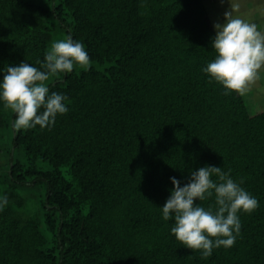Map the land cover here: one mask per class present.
Returning <instances> with one entry per match:
<instances>
[{
	"label": "trees",
	"instance_id": "1",
	"mask_svg": "<svg viewBox=\"0 0 264 264\" xmlns=\"http://www.w3.org/2000/svg\"><path fill=\"white\" fill-rule=\"evenodd\" d=\"M207 1L0 0V69L40 67L59 34L91 58L49 78L68 97L54 126L16 129L0 103V264H264V110L202 71L216 55ZM205 165L259 201L240 213L235 244L207 259L159 208L170 177L183 186ZM40 187L43 221L21 211Z\"/></svg>",
	"mask_w": 264,
	"mask_h": 264
},
{
	"label": "clouds",
	"instance_id": "2",
	"mask_svg": "<svg viewBox=\"0 0 264 264\" xmlns=\"http://www.w3.org/2000/svg\"><path fill=\"white\" fill-rule=\"evenodd\" d=\"M239 5L230 0V10L223 23H215L216 35L211 46L216 55L202 68L209 79L220 83L225 93L244 94L264 69V31L255 22L235 12ZM36 65L22 61L0 69V103L15 113L16 129L54 126L58 115L69 111L68 97L51 91L47 81L59 73H71L77 66L91 67V58L83 42L68 36L52 43L42 61ZM221 166L205 165L191 171L188 183L170 177L173 188L161 209L164 221H174L171 233L182 245L199 251L201 257L212 256L214 249L232 247L241 230L240 213L259 207L258 199ZM214 197V206L201 202ZM197 201H199L197 203ZM8 203L0 196V211Z\"/></svg>",
	"mask_w": 264,
	"mask_h": 264
},
{
	"label": "rangeland",
	"instance_id": "3",
	"mask_svg": "<svg viewBox=\"0 0 264 264\" xmlns=\"http://www.w3.org/2000/svg\"><path fill=\"white\" fill-rule=\"evenodd\" d=\"M37 3L49 6L50 0H34ZM233 3L238 4L239 7L236 10L235 14L244 17L245 19L255 22L258 27L262 30L264 25V0H233ZM206 7L210 14V17L213 23H223L225 20L224 13L230 10V0H210L206 2ZM61 34L58 35V40L62 39ZM258 81L264 83V69L260 72V77ZM257 80L250 86V90L244 93V99L255 103L256 110H264V88H261L257 85ZM50 80L46 83L48 85ZM250 95V96H249ZM251 107L254 109L253 105ZM255 110V111H256ZM256 113V112H254ZM9 136V135H6ZM5 163V154L4 152L0 153V165ZM45 170L51 169L48 164L44 165ZM45 193V188H38L30 191L23 192V195L26 198L27 206L21 210L23 214L27 216H36L43 221L44 209L42 208V196Z\"/></svg>",
	"mask_w": 264,
	"mask_h": 264
},
{
	"label": "crops",
	"instance_id": "4",
	"mask_svg": "<svg viewBox=\"0 0 264 264\" xmlns=\"http://www.w3.org/2000/svg\"><path fill=\"white\" fill-rule=\"evenodd\" d=\"M214 24V23H213ZM264 26V25H263ZM262 31H264V27H263V29H262ZM264 82V81H263ZM257 85H259L261 88H264V83H262V82H260V81H258L257 80ZM250 96V95H249ZM247 103H248V101H246ZM250 105H253V107H254V109L256 110V107H255V103H252L251 104V102L249 103ZM251 110L253 111V112H258L257 110L255 111V110H253V108L251 107Z\"/></svg>",
	"mask_w": 264,
	"mask_h": 264
}]
</instances>
